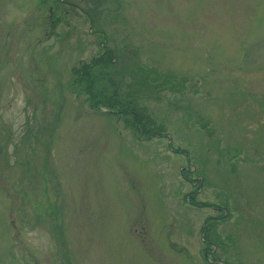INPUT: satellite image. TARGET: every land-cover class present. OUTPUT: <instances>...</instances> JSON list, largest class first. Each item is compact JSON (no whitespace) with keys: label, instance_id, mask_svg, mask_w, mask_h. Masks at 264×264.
<instances>
[{"label":"rangeland","instance_id":"1","mask_svg":"<svg viewBox=\"0 0 264 264\" xmlns=\"http://www.w3.org/2000/svg\"><path fill=\"white\" fill-rule=\"evenodd\" d=\"M0 264H264V0H0Z\"/></svg>","mask_w":264,"mask_h":264},{"label":"trees","instance_id":"2","mask_svg":"<svg viewBox=\"0 0 264 264\" xmlns=\"http://www.w3.org/2000/svg\"><path fill=\"white\" fill-rule=\"evenodd\" d=\"M134 70L141 71L143 68L140 66H135ZM95 72H99V70L96 69V64L94 61L81 65L80 69L77 70V72L75 71V77L73 80H71V84L69 86L70 92L72 93L84 91L86 94H88L89 105L91 106H96L99 103L102 104V101L98 96L101 97L102 95L100 94L103 93V91L101 92L96 89L97 87L95 86L93 80L96 76ZM129 103L132 102L129 101Z\"/></svg>","mask_w":264,"mask_h":264}]
</instances>
